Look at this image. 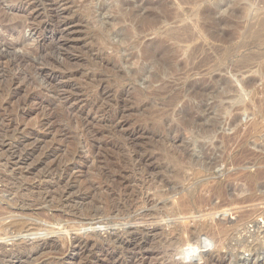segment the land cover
<instances>
[{
	"label": "rangeland",
	"instance_id": "1",
	"mask_svg": "<svg viewBox=\"0 0 264 264\" xmlns=\"http://www.w3.org/2000/svg\"><path fill=\"white\" fill-rule=\"evenodd\" d=\"M118 1L120 0H31V7L24 10L20 4L22 0H0V63L3 62L2 68L0 67V158L5 156V160H0V177L3 169L1 165L10 159L12 162L8 161L13 164L6 175L14 177L12 182H15H0V226L4 221L8 223L24 218L29 222V231L34 236L61 242L63 248L60 250L48 248L35 254L32 259L35 264L50 261L55 256L59 257V254H73L71 258L74 263L83 264V256L65 247L66 238L71 237L68 229L70 226L66 222L69 217L63 210L50 206L52 199L58 198V194L64 190L67 192L69 184L75 181L79 182L76 186L92 187L87 196L76 202V210L83 207L84 211H88L89 208L96 210L95 208L100 207L105 208L106 212L107 208L123 206L122 212L127 217L120 216L121 220L117 223L126 220L120 222L121 226L135 224L137 218L139 220L137 219L136 225L139 223V226L140 223L141 226L151 222L154 225L160 223V229L154 232L155 236L152 234L153 236L143 239L146 249L153 250L156 255L151 264H211L210 257L215 258L213 264H255L251 258L249 263L244 258L251 254V250L253 254L255 251L258 254L264 252V130H252V123L260 116V99H263V96H259L262 95L259 91L263 88L261 68L264 62V1L262 4V0H165L168 19H161L151 27L142 22L141 16L129 21L126 8H122ZM153 1L157 3L160 0ZM210 10L213 11L212 17L219 20L221 25V32L214 34L213 39L210 35L212 32L209 31L212 26L207 22ZM67 19L74 21V24L68 27L69 30L65 33L68 37L63 40L58 29L64 28L63 25L69 22ZM223 19L229 22L225 23ZM177 35L181 37L180 40ZM171 37H178L180 42ZM162 40L169 47L178 45L180 55L176 60L178 62L175 61L178 63L175 64L177 68L181 67L184 71L197 68L191 72H184L180 68V74L182 71V74L188 72V76L183 75L184 78L174 76L172 72L154 78L156 71L144 60V54L148 48ZM54 74V81H48L47 77ZM63 74L73 76L63 79ZM223 80L230 83L231 89L229 99L224 100L227 109L214 113L220 123L217 129L212 135L210 133L204 137L195 135L197 132H192V128L186 131V127H183L185 114L182 110L184 103L189 100V93L186 92H192L196 83L201 85L202 82L220 83L217 87L224 88ZM63 83L69 84L66 88L69 92L63 89ZM78 96L86 101L85 106L66 100L67 97H75V100ZM28 97L33 100L26 107H30L29 112L24 115L21 109L25 108L24 101ZM113 100L118 101L116 103ZM40 102L43 103L42 106L39 105ZM97 103L100 107L93 110L92 105L97 106ZM117 110L119 113L116 116ZM114 118L119 121L114 123ZM117 123L121 124V128L117 127ZM6 142L12 144L15 150L6 145L4 147L3 143ZM11 151L16 152L15 161ZM17 159H20L19 162ZM47 170H52V174H48ZM12 185L16 186L15 189L20 185L25 190H18L21 194L19 196L17 191L12 193L9 190ZM27 188H33L35 193L27 191ZM72 191L75 193L78 189ZM38 193L47 198L49 205L44 204L43 208L35 200L39 199ZM149 195L154 197H150L154 204L151 202L147 208L151 215L146 218L148 221L139 216L145 211L143 208L137 209L139 211L136 210L133 214L125 212L132 201ZM17 198H23L22 203L18 202L17 205ZM196 200L198 203H195ZM187 202L189 204L186 206L184 203ZM198 206L202 212L198 211ZM4 215L8 220H5ZM106 216L104 214L101 216L103 219H99L112 229L114 220L112 222L109 218L105 219ZM99 219L93 223L100 221ZM78 221L83 224L89 222L86 233L90 234L89 237H97L93 232L94 228L91 231L89 226L95 227L92 221L84 217ZM202 221L206 224L215 221V225L211 223L212 227L207 229L202 226V223L205 224ZM11 235L0 236V241L8 244L17 242L18 246L22 237L27 234L23 232ZM123 248L114 244L111 247L112 251L118 256L120 254L119 257L123 255L125 259L128 255ZM18 249L15 248V255H19ZM181 251L185 252L183 256ZM261 254L259 256L263 255ZM181 259L184 260L183 263ZM263 260L259 264H264Z\"/></svg>",
	"mask_w": 264,
	"mask_h": 264
},
{
	"label": "bare ground",
	"instance_id": "2",
	"mask_svg": "<svg viewBox=\"0 0 264 264\" xmlns=\"http://www.w3.org/2000/svg\"><path fill=\"white\" fill-rule=\"evenodd\" d=\"M44 1V0H43ZM52 1V0H51ZM61 1V0H60ZM70 1V0H69ZM263 1L264 0H262V4H263ZM31 0L29 1V0H26V1H23L22 0V2L20 3L21 4V8H23L24 10L27 8V7H31ZM41 2V1H40ZM55 2V1H54ZM57 2V1H56ZM55 2V3H56ZM65 1H62V3H64ZM118 4H120L121 5V7L122 8H126V10H127V13H126V17H128V20L129 21H133V20H136V19H138L140 16H141V20H142V22L144 23V24H146L147 25V27H151L152 25H154L155 23H157V22H159L161 19H168V15H167V3H166V1L165 0H160L159 2H157V3H154V1L153 0H120V1H118ZM44 5V4H43ZM33 6V5H32ZM61 6H63V7H65L66 6V4H61ZM69 7V6H68ZM55 9V8H54ZM61 9V8H60ZM264 9V8H263ZM66 10V9H65ZM61 11V10H60ZM264 11V10H263ZM158 14H157V13ZM207 12H208V10H207ZM61 13V12H60ZM210 15L208 14V16H207V22L208 23H210V25L213 27H211L212 28V30H210L209 29V31H211L210 33V35H211V38L213 39V37L215 38V36H214V34H216V33H218V32H221V25L219 24V20H216L214 17H212V13H213V11H211L210 10ZM64 14V13H63ZM37 15V14H36ZM155 15L157 16V17H155ZM170 15V14H169ZM27 16V15H26ZM52 16V15H51ZM55 17V16H54ZM64 17V16H63ZM153 17H154V19H153ZM58 18V17H57ZM60 18V17H59ZM66 18H68V17H66ZM65 18V19H66ZM109 18V17H108ZM53 19V18H52ZM26 20V19H25ZM68 20V19H67ZM223 20H225L226 22L225 23H227V22H229L227 19H223ZM41 21V20H40ZM42 21H44V20H42ZM46 21V20H45ZM53 21V20H52ZM65 20H63V22H64ZM69 22H66L64 25H63V29L62 30H60V29H58V32H59V36L61 37V38H63V40H64V38H66V37H68V36H66L65 35V33H66V31H68L69 29H68V27L69 26H71V25H73L74 24V21H71V20H68ZM222 21V20H221ZM220 21V22H221ZM60 22V21H59ZM58 23V22H57ZM107 23H109V22H107ZM42 24V23H41ZM52 25V24H51ZM262 25H263V31H264V13H263V20H262ZM25 26V25H24ZM58 26V25H57ZM109 26V25H108ZM108 26H106L107 28H108ZM38 27V26H37ZM32 28V27H31ZM56 28V27H55ZM30 29V28H29ZM34 31H36V30H34ZM38 32V31H37ZM44 32V31H43ZM42 32V33H43ZM219 34V33H218ZM175 36V35H174ZM178 36V35H177ZM179 37V36H178ZM178 37L177 38H172V39H175V40H178ZM189 37V36H188ZM180 38L181 37H179V40H180ZM183 39V38H182ZM193 39V38H192ZM62 40V41H63ZM178 40V41H179ZM66 41V40H65ZM173 41V40H172ZM186 41V40H185ZM187 41H189V40H187ZM186 41V42H187ZM196 41V40H195ZM71 42V41H70ZM180 42V41H179ZM178 42V43H179ZM191 42V41H190ZM175 43V42H174ZM185 43V42H184ZM76 44V43H75ZM62 45V44H61ZM176 44H174L173 45V47L171 46V47H169V46H167L166 45V42L164 41V40H162V41H159V42H157L156 44H154L153 45V47H150V48H148V50L146 51V53L144 54V60L146 61V62H148L149 64H151L152 66H153V68L155 69V71H156V74H155V76H154V78H158L159 77V75H165V74H167V73H170V72H172L173 74H174V76H177V77H182V78H184L183 77V75H185V77L186 76H188V72H186V73H184V74H182V72L184 71L181 67V69L183 70L182 72H181V74L179 73V70H181L179 67L177 68V65H175V64H178V63H175V61L177 60V57H178V55H180L179 54V48H177V46L176 47H174ZM60 46V45H59ZM200 46V45H199ZM197 47V46H196ZM60 48V47H59ZM114 48V47H113ZM198 48V47H197ZM201 48V47H200ZM205 48V47H204ZM181 49V48H180ZM196 49V48H195ZM192 50V49H191ZM198 50V49H197ZM196 50V51H197ZM264 50V49H263ZM42 51V50H41ZM195 51V52H196ZM201 51V50H200ZM207 51V50H206ZM194 52V51H193ZM189 53V52H188ZM191 53H192V51H191ZM191 53H190V55H191ZM193 54V53H192ZM206 54V53H205ZM189 55V54H188ZM195 55V54H194ZM264 55V54H263ZM1 57H2V52L0 51V59H1ZM43 58H44V56H42ZM50 57V56H49ZM189 57V56H188ZM190 57H192V56H190ZM195 57V56H194ZM100 58V57H99ZM102 58V57H101ZM193 58V57H192ZM4 59V58H3ZM195 59H197V56L195 57ZM202 59H204V57L202 58ZM5 60H7V59H5ZM10 60V59H9ZM65 60V59H64ZM188 60H189V58H188ZM188 60H186L187 62H188ZM191 60V59H190ZM189 60V61H190ZM193 60H194V58H193ZM264 60V59H263ZM44 61V60H43ZM46 61V60H45ZM185 61V60H184ZM8 62V61H7ZM10 62V61H9ZM14 62V61H13ZM61 62V61H60ZM176 62H178V61H176ZM190 62H192V61H190ZM189 62V63H190ZM200 62V61H199ZM40 63H42V62H40ZM50 63V62H49ZM58 63V62H57ZM184 63V62H183ZM194 63V62H193ZM2 64H3V62H2ZM1 63H0V67L2 68V65ZM51 64V63H50ZM186 64V63H185ZM185 64L183 65V66H185ZM200 64V63H199ZM198 64V65H199ZM4 65H5V63H4ZM7 65V64H6ZM54 65V64H53ZM52 65V66H53ZM190 65H192V63L190 64ZM15 66H17V65H15ZM175 66H176V68L178 69H176L175 68ZM194 66V65H193ZM192 66V67H193ZM201 66H202V64H201ZM187 67H188V65H187ZM191 67V68H192ZM57 68V67H56ZM186 68V67H185ZM189 68V67H188ZM194 68H197V67H194ZM194 68L192 69V70H194ZM200 68V67H199ZM70 70H71V68H69ZM147 69V68H146ZM190 69V68H189ZM189 69H186L185 71H189ZM261 69H263V78H262V82H263V88L259 91V92H262L261 94L262 95H260L259 94V96H263L262 98L263 99H260L261 101H262V105H261V110L259 109V111H260V116H258L256 119H257V121H255L254 123H252L253 124V126H252V130L255 132V131H258V129H262V130H264V62H263V68H261ZM62 70V69H61ZM60 70V71H61ZM68 70V69H67ZM192 70H190L189 72H191ZM198 70V69H197ZM56 71V70H55ZM141 71V70H140ZM184 71V72H185ZM41 72V71H40ZM144 72V71H143ZM194 72V71H193ZM261 72V73H262ZM53 73H55V72H53ZM66 73V72H65ZM140 73V72H139ZM58 74V73H57ZM84 74V73H83ZM190 74V73H189ZM75 75V74H74ZM86 75V74H85ZM84 75V76H85ZM262 75V74H261ZM260 75V76H261ZM13 76H14V74H13ZM54 76H55V74L54 75H52L51 77H47L48 78V81H50V80H52V81H54ZM61 76V75H60ZM71 76H73V75H65V74H63L62 75V77H63V79H68L69 77H71ZM83 76V75H82ZM62 77H61V79H62ZM51 78V79H50ZM188 78V77H187ZM14 79V78H13ZM18 79V78H17ZM60 79V78H59ZM177 79V78H176ZM181 79V78H180ZM12 80V79H11ZM91 80V79H90ZM178 80H179V78H178ZM182 80V79H181ZM184 80V79H183ZM211 80H213V79H211ZM259 80V79H258ZM14 81V80H13ZM66 81V80H65ZM93 81H94V79H93ZM214 81H216V80H214ZM219 81V80H218ZM18 82V81H17ZM51 82V81H50ZM74 82V81H73ZM85 82V81H84ZM261 82V81H260ZM78 83V82H77ZM203 83V82H202ZM202 83H200L201 85H197V83H196V86L194 87V90L192 89V92H186V94L187 93H189V95L187 94V96H189V97H187V98H189V100H187L188 102L185 104L184 103V106H183V113L185 114L184 115V118L185 119H183L184 121V125H183V127L185 128L186 127V131H187V129H190V128H192L191 129V131L193 132L194 130L197 132V134H195V135H200V136H206V135H208V134H210L211 133V135H212V133L217 129V127H218V125L220 124L219 123V119L217 118V117H214V113L215 112H224V110H226L227 108L225 107V105H224V100L225 99H229V93H230V89H231V85H230V83H227L226 82V80H223L222 81V84H225L224 86V88H222V87H220V88H222V89H220V88H218L217 86H219V84L220 83H217V84H215L216 82H212L213 84H211V82L209 83V82H205L204 84H202ZM251 83V82H250ZM253 83V82H252ZM15 84V83H14ZM57 84V83H56ZM64 85H63V89H65L66 91H67V89L66 88H68V86H69V84H67V83H63ZM80 84V83H79ZM87 84V83H86ZM215 84V85H214ZM22 85V84H21ZM61 85V84H60ZM96 85V84H95ZM98 85V84H97ZM102 85V84H101ZM249 85V84H248ZM15 87L17 86V84H15L14 85ZM99 86H100V84H99ZM98 86V87H99ZM194 85L192 84L191 85V87H193ZM250 86V85H249ZM253 86H255L254 84H253ZM14 87V88H15ZM18 87V86H17ZM52 87V86H51ZM50 87V88H51ZM77 87V86H76ZM43 88H45V87H43ZM47 88V87H46ZM248 88V87H247ZM190 89V88H189ZM224 89V90H223ZM256 89V88H255ZM65 90H62V91H65ZM223 90V91H222ZM47 91V90H46ZM57 91V90H56ZM60 91V90H59ZM65 91V92H66ZM71 91V90H70ZM123 91V90H122ZM48 92H50V91H48ZM55 92V91H54ZM67 92H69V91H67ZM105 92H107V91H105ZM112 92V91H111ZM115 92V91H114ZM184 92V91H183ZM257 92V91H256ZM258 92V93H259ZM58 93V92H57ZM60 93V92H59ZM58 93V94H59ZM63 93V92H62ZM84 93V92H83ZM104 93V92H103ZM102 93V94H103ZM69 94V93H68ZM90 94V93H89ZM88 94V95H89ZM98 94V93H97ZM120 94V93H119ZM255 94V93H254ZM253 94V95H254ZM63 95V94H62ZM73 95V94H72ZM71 95V96H72ZM87 95V94H86ZM104 96H106V94L104 93L103 94ZM252 95V94H251ZM252 95V96H253ZM29 96V95H28ZM48 96V95H47ZM70 96V97H71ZM80 96V95H79ZM78 96V98L77 99H75L74 100V98H70V97H67L66 98V100H68L70 103L71 102H74L75 103V101H76V104L78 103V106H85L84 104L86 103V101L85 100H82V96L81 97H79ZM85 96V95H84ZM98 96H99V94H98ZM102 96V95H101ZM184 96V95H183ZM186 96V95H185ZM59 97V96H58ZM77 97V96H76ZM87 97V96H86ZM108 97V96H107ZM256 97V96H255ZM65 98V97H64ZM96 98V97H95ZM102 98V97H101ZM131 98V97H130ZM181 98V97H180ZM261 98V97H260ZM60 99H61V97H60ZM86 99V98H85ZM112 99H114V98H112ZM254 99V98H253ZM32 100H33V98L32 97H28V98H26L25 99V101H24V106H25V108L22 110L21 109V111H24V115H26L28 112H29V110L28 109H30V107L29 108H26V107H28V105H30L31 103H32ZM56 100V99H55ZM62 101V100H61ZM114 101V100H113ZM118 101V100H117ZM117 101L115 100L114 102H116L117 103ZM127 101H129V100H127ZM253 101V100H252ZM259 101V100H258ZM10 102V101H9ZM90 102H92V101H90ZM98 102V101H97ZM209 102H212V103H209ZM255 102H256V100H255ZM254 102V103H255ZM92 103H96L95 101H93ZM104 104H105V102H103ZM102 103V104H103ZM106 103H107V101H106ZM109 103V102H108ZM125 103H127V102H125ZM253 103V102H252ZM88 104V103H87ZM115 104V103H114ZM122 104V103H121ZM250 104V103H249ZM23 105V104H22ZM39 105H43V103L42 102H40L39 103ZM224 105V106H223ZM257 105V104H256ZM9 106V105H8ZM75 106V105H74ZM89 106V105H88ZM99 106V103H97V106L96 105H92V109L93 110H96V108ZM115 106V105H114ZM114 106H112V108L114 107ZM116 106H118V105H116ZM228 106V105H227ZM250 106V105H249ZM100 107V106H99ZM105 107V106H104ZM103 107V108H104ZM108 106H106L105 108H107ZM109 107H110V105H109ZM129 107V106H128ZM131 107V106H130ZM243 107V106H242ZM256 107V106H255ZM254 107V108H255ZM7 108V107H6ZM21 108V107H20ZM42 108V107H41ZM76 108V107H75ZM88 108V107H87ZM117 108V107H116ZM119 108V107H118ZM122 108V107H121ZM249 107H247V109H248ZM5 109V108H4ZM18 109V108H17ZM43 109V108H42ZM48 109V108H47ZM82 109V108H81ZM113 109H115V107L113 108ZM123 109V108H122ZM126 109V108H125ZM53 110V109H52ZM69 110H71V109H69ZM78 110V109H77ZM88 110V109H87ZM98 110V109H97ZM124 110V109H123ZM127 110V109H126ZM125 110V111H126ZM129 110V109H128ZM181 110V111H182ZM241 110H243V109H241ZM246 110V109H245ZM48 111V110H47ZM80 111V110H79ZM91 111V110H90ZM89 111V112H90ZM100 111H102L101 109H100ZM108 111V110H107ZM125 111H123V113L125 112ZM253 111H255V110H253ZM19 112V111H18ZM27 112V113H26ZM68 112V111H67ZM250 112V111H249ZM248 112V113H249ZM251 112H252V110H251ZM5 113V112H4ZM118 113H119V110H117L116 111V116L118 115ZM120 113H121V110H120ZM1 114V113H0ZM9 114V113H8ZM11 114H13V113H11ZM48 114V113H47ZM95 114V113H94ZM107 114V113H106ZM68 115H69V113H68ZM75 115V114H74ZM92 115V114H91ZM125 115V114H124ZM180 115V114H179ZM1 116V115H0ZM48 116V115H47ZM87 116V115H86ZM110 116V115H109ZM121 116V115H120ZM257 116V115H256ZM45 117V116H44ZM49 117V116H48ZM97 117V116H96ZM103 117V116H102ZM101 117V118H102ZM51 118H52V115H51ZM94 118H95V115H94ZM104 118V117H103ZM116 118H118V117H116ZM116 118H114L115 120L113 121V119H112V121L115 123V121H119V120H117ZM119 118H121V117H119ZM125 118V117H124ZM258 118H260V119H258ZM14 119V118H13ZM43 119H46V118H43ZM76 119V118H75ZM89 119V118H88ZM93 119V118H92ZM96 119V118H95ZM122 119V118H121ZM16 120V119H15ZM78 120V119H77ZM79 120H80V118H79ZM84 120V119H83ZM82 120V121H83ZM100 120V119H99ZM111 120V119H110ZM109 120V121H110ZM2 121V120H1ZM0 121V122H1ZM4 121V120H3ZM10 121V120H9ZM39 121V120H38ZM122 121V120H121ZM233 121V120H232ZM235 121H237L236 119H235ZM41 122V121H40ZM49 122V121H48ZM52 122V121H51ZM84 122H85V120H84ZM87 122V121H86ZM102 122V121H101ZM105 122H106V120H105ZM253 122V121H252ZM3 123V122H2ZM19 123V122H18ZM44 123V122H43ZM90 122L88 121V124H89ZM92 123V122H91ZM20 124V123H19ZM52 124V123H51ZM86 124V123H85ZM88 124L86 125V126H88ZM98 124V123H97ZM113 124V123H112ZM180 124V123H179ZM183 124V123H182ZM40 125H41V123H40ZM79 125V124H78ZM84 125V124H83ZM115 125V124H114ZM250 125V124H249ZM4 126V125H3ZM9 126H11V124L9 125ZM49 126H50V124H49ZM139 126V125H138ZM5 127H7V126H4V128ZM18 127H20V126H18ZM50 127H52V125L50 126ZM95 127V126H94ZM98 127V126H97ZM105 127V126H104ZM104 127H102V128H104ZM106 127H108V126H106ZM117 127L118 128H121V124H119V123H117ZM135 127V126H134ZM250 127V126H249ZM8 128V127H7ZM25 128V127H24ZM81 128V127H80ZM108 128H110V127H108ZM107 128V129H108ZM123 128V127H122ZM129 128V127H128ZM180 128V127H179ZM248 128V127H247ZM39 129V128H38ZM53 129V128H52ZM83 129V128H82ZM101 129V128H100ZM116 129V128H115ZM114 129V130H115ZM177 129V128H176ZM246 129V128H245ZM250 129H251V127H250ZM15 130H18L17 128L15 129ZM15 130H14V132H15ZM88 130V129H87ZM86 130V131H87ZM113 130V131H114ZM122 130V129H121ZM124 130V129H123ZM241 130V129H240ZM7 131V130H6ZM90 131V130H89ZM88 131V132H89ZM107 131V130H106ZM112 131V132H113ZM175 131H177V130H175ZM194 131V132H195ZM18 132V131H17ZM19 132H20V130H19ZM80 132H82V130L80 131ZM195 132V133H196ZM15 133H13V135H14ZM17 134V133H16ZM87 134V133H86ZM108 134V133H107ZM144 134V133H143ZM255 134V133H254ZM259 134V133H258ZM6 135V134H5ZM139 135V134H138ZM106 136H108V135H106ZM113 136V135H112ZM12 137V136H11ZM14 137V136H13ZM110 137V136H109ZM139 137V136H138ZM18 138V137H17ZM24 138V137H23ZM140 138H142V134H141V137ZM15 139V138H14ZM129 139V138H128ZM201 139V138H200ZM8 140V139H7ZM93 140V139H92ZM113 140V139H112ZM116 140V139H115ZM2 141H4V139L2 140ZM23 141V140H22ZM102 141H104V140H102ZM119 141V140H118ZM121 141V140H120ZM229 141V140H228ZM16 142V141H15ZM20 142V141H19ZM131 142V141H130ZM7 143V142H6ZM6 143H3V145H4V147H5V145L7 146V147H10V149L11 150H13L14 148H13V145L12 144H6ZM12 143V142H11ZM17 143H18V141H17ZM121 143V142H120ZM138 143V142H137ZM188 143V142H187ZM2 144V143H1ZM14 144V143H13ZM127 144V143H126ZM130 144V143H129ZM104 145V144H103ZM1 146V145H0ZM99 146V145H98ZM100 147V146H99ZM186 147V146H185ZM191 147V146H190ZM93 148V147H92ZM3 149V148H2ZM9 149V150H10ZM17 149V148H16ZM186 149V148H185ZM191 149V148H190ZM204 149V146L202 145V150ZM15 150V149H14ZM18 150V149H17ZM92 150V149H91ZM5 151V150H4ZM12 152V153H11ZM10 153H11V156H12V158L15 156V153L16 152H13V151H11ZM4 153L5 152H3V156H4ZM89 153H91V152H89ZM0 154H2V153H0ZM6 155V154H5ZM17 155V154H16ZM257 155V154H256ZM261 155V154H260ZM1 156V155H0ZM6 156H8V155H6ZM206 156H208V155H206ZM205 156V157H206ZM209 156H211V155H209ZM2 157V156H1ZM16 157V156H15ZM15 157L13 158V161H15L14 159H15ZM255 157V156H254ZM260 157V156H259ZM9 158V157H8ZM7 158V159H8ZM19 158V157H18ZM74 158V157H73ZM186 158V157H185ZM263 158V157H262ZM137 159V158H136ZM205 159H207V157L205 158ZM0 160H5V156L3 157V159H1L0 158ZM8 160H10V159H8ZM7 160V162H4V164H2L1 165V167L3 168L2 169V173H1V177H0V182L2 181L3 182V184L5 183H7V184H9V182H12V180H14L13 178H11L10 176L8 177V175H6V172L8 171V169H10V166H11V164H13V163H10L9 161ZM18 160H20V159H17V161ZM252 160H253V158H252ZM256 160V159H255ZM11 161V160H10ZM17 161L15 162L16 164H17ZM12 162V161H11ZM19 162V161H18ZM205 162V161H204ZM256 163V162H255ZM73 164V163H72ZM75 164V163H74ZM127 164V163H126ZM262 164V163H261ZM110 165V164H109ZM112 165V164H111ZM114 165V164H113ZM141 165V164H140ZM65 166H67V165H65ZM120 166V165H119ZM195 166V165H194ZM264 166V165H263ZM61 167V166H60ZM59 167V168H60ZM63 167V166H62ZM61 167V168H62ZM96 167V166H95ZM129 167V166H128ZM146 167V166H145ZM191 167V166H190ZM58 168V169H59ZM64 168H66V167H64ZM109 168V167H108ZM114 168V167H113ZM127 168V167H126ZM139 168H142V167H139ZM197 168V167H196ZM110 169V168H109ZM147 169V168H146ZM193 169V168H192ZM61 170V169H60ZM66 170V169H65ZM124 170H125V168H124ZM127 170H129V169H127ZM126 170V171H127ZM131 170V169H130ZM138 170V169H137ZM206 170V169H205ZM10 171V170H9ZM48 171V170H47ZM61 171H63V169L61 170ZM108 171V170H107ZM114 171V170H113ZM264 171V170H263ZM49 173L48 174H52L51 172H52V170H49L48 171ZM120 172V171H119ZM147 172V171H146ZM47 173V172H46ZM54 173V172H53ZM58 173V172H57ZM60 173H62V172H60ZM59 173V174H60ZM64 173H65V171H64ZM108 173V172H107ZM260 173V172H259ZM262 173V172H261ZM8 174V173H7ZM120 174V173H119ZM138 174V173H137ZM187 174H188V172H187ZM15 175V174H14ZM13 175V176H14ZM47 175V174H46ZM45 175V176H46ZM54 175V174H53ZM58 175V174H57ZM65 175H66V173H65ZM104 175V174H103ZM113 175V174H112ZM142 175V174H141ZM259 175V174H258ZM261 175V174H260ZM262 175H263V173H262ZM44 176V175H43ZM50 176V175H49ZM72 176V175H71ZM48 177V176H47ZM60 177H61V175H60ZM65 177V176H64ZM120 177V176H119ZM133 177V176H132ZM46 178V177H45ZM96 178V177H95ZM98 178V177H97ZM103 178V177H102ZM137 178H138V176H137ZM143 178H144V176H143ZM74 179V178H73ZM107 179V178H106ZM136 179V178H135ZM147 179V178H146ZM257 179V178H256ZM18 180V179H17ZM43 180V179H42ZM97 180V179H96ZM112 180V179H111ZM145 180V179H144ZM153 180V179H152ZM187 180V179H186ZM41 181V180H40ZM94 181V180H93ZM105 181V180H104ZM118 181V180H117ZM132 181V180H131ZM135 181V180H134ZM146 181V180H145ZM148 181V180H147ZM146 181V182H147ZM188 181V180H187ZM256 181V180H255ZM78 182V181H77ZM90 182V181H89ZM88 182V183H89ZM115 182V181H114ZM129 182V181H128ZM12 183H14L15 184V182L13 181ZM43 183V182H42ZM58 183V182H57ZM79 183V182H78ZM78 183H76L75 181L73 182V183H70L69 184V189L67 190V192H65V190L63 191V192H61V194H58L59 195V197L58 198H54V199H52V201H54V202H52L51 201V204H50V206L52 207V208H57V209H61V210H63L62 212H64L66 215H67V217H69V219H67L66 220V222L69 224L68 226H70L68 229H69V232H70V236L71 237H67L66 238V243H65V247L67 248V250H72V251H74V253H77L78 255H81V256H83V258H84V260H82L83 261V264H151L150 262H151V260H153L154 258V256H156L155 255V252L153 251V250H148V249H146L147 247H146V244L143 242V239L144 238H146L147 236L149 237L150 235H154V232H156L157 230H159L158 229V226H159V222H157V223H159L158 225L156 224V225H154V224H152V222L150 223V224H146V225H142L141 226V223H140V226H139V223H137L138 225H136V221H137V219L139 220V218H137V216H136V214H135V216H136V221H135V219H134V223L135 224H127V222H126V224L127 225H125V226H121V224H120V222H125L124 221V219L122 220V221H120L119 223H117V221L120 219V216H122V218L124 217V216H126V215H124V212H122V207L120 208V207H117V206H115V207H111L110 209H108L107 208V210L108 211H104V210H106L105 208L103 209V208H95L96 210H94V208L92 207V209H90L89 208V210L87 211V210H83L82 208H78L77 210H76V208H77V204H76V202L77 201H79V200H81V199H83V197H85V196H87L88 195V193H89V191L92 189V187H89V186H91V185H89V186H81L80 185V187L79 186H76V184H78ZM86 183V182H85ZM105 183H107V182H105ZM121 183V182H120ZM148 183V182H147ZM151 183V182H150ZM20 184V183H19ZM59 184V183H58ZM83 184V183H82ZM141 184V183H140ZM144 184H146V183H144ZM18 185V184H17ZM42 185V184H41ZM79 185V184H78ZM85 185V184H84ZM99 185H101V183L99 184ZM122 185V184H121ZM135 185V184H134ZM13 186V185H12ZM11 186V187H12ZM20 186V185H19ZM18 186V188H14V187H16L15 185L11 188V189H9L12 193L15 191H17L18 192V190H22V189H24V187H19ZM57 186V185H56ZM107 186V185H106ZM137 186H139V185H137ZM147 186H148V184H147ZM150 186V185H149ZM68 186H66V188H67ZM79 187V188H78ZM124 187H126V186H124ZM128 187V186H127ZM130 187V186H129ZM145 187V186H144ZM6 188H7V186H6ZM59 188H61V187H59ZM75 188H77L78 189V191L77 192H75V193H73V191L72 190H74ZM122 188V187H121ZM150 188H152V187H150ZM101 189V188H100ZM109 189V188H108ZM120 189V188H119ZM128 189V188H127ZM25 190V189H24ZM28 190H30L32 193H35L34 192V190H33V188H27V191ZM60 190V189H59ZM115 190H116V187H115ZM145 190V189H144ZM119 191V190H118ZM125 191H126V189H125ZM128 191V190H127ZM141 191V190H140ZM72 192V193H71ZM94 192V191H93ZM117 192V191H116ZM136 192V191H135ZM6 193H9L8 191L6 192ZM19 193V192H18ZM31 193V194H32ZM57 193H59V192H57ZM127 193V192H126ZM125 193V194H126ZM15 194V193H14ZM13 194V195H14ZM134 194V193H133ZM143 194H144V191H143ZM12 195V196H13ZM18 195V194H17ZM21 194L19 193V196H20ZM26 195H28V193L26 194ZM33 195V194H32ZM128 195V194H127ZM148 195V194H147ZM150 195H152V194H150ZM143 196L142 198H138L136 201H132V203L131 204H129V206L128 207H124L125 208V212L127 213L128 212V214H133V213H136V210L137 209H142V210H145L144 212H142V213H140L139 214V216L141 217V218H143V220L144 219H146V218H149L151 215H150V213H149V210H147V208H148V206H150V203L152 202L153 203V200L151 199V198H154V197H152V196ZM155 195V194H154ZM15 196V195H14ZM18 196V197H19ZM38 196H39V199H35V200H38V202H40L39 204L40 205H43V208H44V204L45 205H47L49 202L47 201V198L46 197H44L43 196V194L42 193H38ZM38 196H37V198H38ZM122 196V194L120 195V197ZM124 196V195H123ZM126 196V195H125ZM22 197V196H21ZM27 198H28V196H26ZM33 197V196H32ZM130 197H131V195H130ZM151 197V198H150ZM155 197H156V195H155ZM128 198H129V196H128ZM200 198V197H199ZM19 198H17V200H18ZM23 199V198H22ZM22 199H19L18 201H17V205H18V202H21L22 203ZM25 199V198H24ZM30 199V198H29ZM57 199V201L55 202V200ZM113 199V198H112ZM116 199V198H115ZM118 199H119V197H118ZM121 199H123V198H120V200ZM25 200H28V199H25ZM25 200H23V204H24V201ZM32 200V199H31ZM34 200V201H35ZM127 200H129V199H127ZM126 200V201H127ZM132 200H134L133 198H132ZM199 200V199H198ZM14 201H16V200H14ZM29 201V200H28ZM114 201H116V200H114ZM118 201V200H117ZM123 201V200H122ZM129 201H131V199L129 200ZM155 201V200H154ZM194 201V200H193ZM192 201V202H193ZM201 202H203L202 200H200ZM199 201V203H201ZM205 201V200H204ZM31 202V201H30ZM80 202V201H79ZM119 202V201H118ZM128 202V201H127ZM166 202V201H165ZM15 203V202H14ZM37 203V202H36ZM116 204H117V202H115ZM120 203V202H119ZM130 203V202H129ZM162 203V202H161ZM195 203H198L197 202V200H196V202ZM16 204V203H15ZM14 204V206H17V205H15ZM74 204V205H73ZM112 204V203H111ZM115 204V205H116ZM123 204H125V203H123ZM154 204V203H153ZM152 204V205H153ZM163 204H165V203H163ZM185 205L187 204H189L188 202L187 203H184ZM190 204H192V203H190ZM202 204V203H201ZM200 204V205H201ZM203 204H204V202H203ZM9 205V204H8ZM27 205H28V203H27ZM38 205V204H37ZM49 205V204H48ZM186 205V206H187ZM195 205H197V204H195ZM20 206H21V204H20ZM23 206V205H22ZM30 206V205H29ZM114 206V205H113ZM120 206V205H119ZM154 206V205H153ZM156 206V205H155ZM46 207V206H45ZM48 207V206H47ZM50 207V208H51ZM76 207V208H75ZM109 207V206H108ZM152 207V206H151ZM189 207V206H188ZM187 207V208H188ZM193 207V206H192ZM195 207V206H194ZM193 207V208H194ZM199 207V206H198ZM186 208V207H185ZM184 208V209H185ZM192 208V209H193ZM197 208V207H196ZM200 208V209H199ZM198 208V211L199 210H201V207H199ZM10 209V208H9ZM8 209V210H9ZM150 210H151V208H149ZM190 209H191V207H190ZM191 209V210H192ZM1 210V209H0ZM7 210V211H8ZM50 210V209H49ZM189 210V209H188ZM187 210V211H188ZM124 211V210H123ZM137 211H139V210H137ZM185 211V210H184ZM198 211H197V213H198ZM3 212V211H2ZM192 212H193V210H192ZM201 212H202V210H201ZM200 212V213H201ZM245 212V211H244ZM6 214L7 213H11V212H5ZM125 213V214H126ZM199 213V214H200ZM241 213V212H240ZM5 214V215H6ZM79 214H80V216H79ZM104 214L105 215H107L106 217H104L105 219L106 218H109V220H111L112 222H113V220H114V226H113V228L112 229H109L107 226H106V222L104 223L103 222V220L101 221L99 218L101 217V216H104ZM237 214V213H236ZM243 214H245L246 215V213H243ZM4 215V216H5ZM194 215H195V213H194ZM202 215V214H201ZM206 215V214H205ZM235 215V214H234ZM238 215V214H237ZM3 216V215H2ZM9 216V215H8ZM138 216V217H139ZM207 216V215H206ZM232 216V215H231ZM249 216V215H248ZM247 216V217H248ZM6 217L7 216H5V220H8V219H6ZM20 217H22V216H20ZM86 218V220H90V221H92L91 223H93L94 221H96V220H100V221H98V222H96V223H93V224H95V227L93 226V225H89L90 227H91V231L93 230V228H94V230L95 231H93V232H95L96 234H95V236H97V237H92V235L90 236V237H92V238H90L89 237V235L86 233V227H88L87 226V223H89V222H85L86 224H83V222L81 221H78L77 222V220H82V218ZM127 217V216H126ZM210 217V216H209ZM233 217V216H232ZM244 217H246V216H244ZM66 218V217H65ZM132 218V217H131ZM153 218V217H152ZM155 218V217H154ZM157 218V217H156ZM211 218V217H210ZM238 218V217H237ZM237 218H235V219H237ZM101 219H103V217H101ZM130 219V218H129ZM151 219V218H150ZM149 219V220H150ZM193 219H196V218H193ZM234 219V218H233ZM245 219V218H244ZM121 220V219H120ZM127 220H128V218H127ZM147 220V219H146ZM153 220V219H152ZM157 220V219H156ZM240 220V219H239ZM242 220V219H241ZM2 221H3V219H2ZM63 221V220H62ZM133 221V220H132ZM148 221V220H147ZM154 221V220H153ZM212 221V220H211ZM232 221V220H231ZM237 221V220H236ZM6 221H4V224L3 225H1L0 226V229H1V234H0V236H8V235H10V236H12L11 234H15V233H23V232H26V234L27 235H25L24 237H22V239L20 240V242H19V245L17 246L16 244H18L17 242H16V244H8L6 241H0V264H35L34 262H33V257H34V255L35 254H37V253H39V252H43V250H47L48 248H51V250L52 249H57V250H60L61 248H63V246L61 245V242L59 243L58 241H48V240H46L44 237H37V236H34L29 230V226H30V224H29V222L28 221H25L24 220V218H19V220H15V221H10V222H8V223H5ZM58 222V221H57ZM111 222V223H112ZM131 222V221H130ZM138 222H140V221H138ZM142 222V221H141ZM195 222H197V224H198V221H196L195 220ZM202 222H204L205 223V221H202ZM206 222H208V221H206ZM242 222H243V220H242ZM251 222V221H250ZM263 222V221H262ZM1 224H2V222H0ZM129 223V222H128ZM146 223V222H145ZM153 223H155V221L153 222ZM200 223H201V221H200ZM211 223H213L214 225H215V221L214 222H208L207 224L205 223L204 225H203V223H202V226H204V227H209V229L212 227V225H211ZM252 223V222H251ZM55 224V223H54ZM60 223H57V225H59ZM64 224V223H63ZM125 224V223H124ZM143 224V223H142ZM194 224H196V223H194ZM193 224V225H194ZM197 224L195 225L196 227H197ZM230 224H232L231 222H230ZM234 224V223H233ZM109 225V224H108ZM234 225H236V224H234ZM238 225V224H237ZM256 225V224H255ZM67 226V225H66ZM93 226V227H92ZM98 226H100V227H98ZM190 226V225H189ZM241 226V225H240ZM98 227V228H97ZM120 227V228H119ZM191 227H192V224H191ZM238 227H239V225H238ZM244 227V226H243ZM108 228V229H107ZM111 228V227H110ZM163 228V227H162ZM249 228V227H248ZM256 228V227H255ZM264 228V227H263ZM42 229V228H41ZM88 229H89V227H88ZM101 229H103V230H101ZM192 229L193 228H191L190 230L192 231ZM194 229H196L195 227H194ZM202 229V228H201ZM205 229V228H204ZM208 229V228H207ZM257 229V228H256ZM258 229H259V227H258ZM46 230V229H45ZM198 231H199V229H197ZM85 231V232H84ZM88 231V230H87ZM190 231V232H191ZM201 231V230H200ZM53 232V231H52ZM51 232V233H52ZM55 233H56V231H54ZM90 232V231H89ZM92 232V233H93ZM196 232V231H195ZM59 233V232H58ZM250 233V232H249ZM87 234V235H86ZM197 234H198V232H197ZM152 235V236H153ZM157 235V234H156ZM243 235V234H242ZM246 235V234H245ZM259 235V234H258ZM155 236V235H154ZM195 236V235H194ZM190 237V236H189ZM188 237V238H189ZM187 238V239H188ZM191 238V237H190ZM211 238V237H210ZM194 239V238H193ZM199 239V238H198ZM247 239V238H246ZM196 240V239H195ZM254 240V239H253ZM8 241V240H7ZM187 241V240H186ZM191 241H192V238H191ZM213 241V240H212ZM259 241V240H258ZM260 242V241H259ZM14 243V242H13ZM255 243V242H254ZM264 243V242H263ZM113 244L114 245H118V246H120V247H124L123 249L125 250V252H126V254L128 255L125 259H124V257H123V255H122V257H119L120 256V254H119V256H118V254H116L115 252H114V250L112 251V249H111V247L113 246ZM147 244H148V242H147ZM212 244V243H211ZM241 244V243H240ZM245 244V243H244ZM49 245H51V246H49ZM112 245V246H111ZM253 245V244H252ZM257 245V244H256ZM260 245V244H259ZM258 245V246H259ZM264 245V244H263ZM255 246V245H254ZM254 246H253V248H254ZM19 248L17 251H19V255H15V253H17V252H15V248ZM246 247V246H245ZM262 247V246H261ZM261 247H260V249H261ZM150 248V247H149ZM209 248V247H208ZM248 248V247H247ZM185 249V248H184ZM246 249V248H245ZM250 249V248H249ZM262 249H264V248H262ZM195 250V249H194ZM254 250V249H253ZM120 251H121V249H120ZM187 251V250H186ZM198 251H199V249H198ZM259 251V250H258ZM182 252V251H181ZM180 252V253H181ZM194 252V251H193ZM156 253H158V252H156ZM183 253H185V252H182L181 253V255L183 254ZM197 253V252H196ZM199 253V252H198ZM217 253V252H216ZM195 254V253H194ZM193 254V255H194ZM202 254V253H201ZM215 254V253H214ZM259 254H261L260 252H259ZM259 254L258 253H256V251H255V253L253 254L252 253V250H251V254L250 255H246L245 256V260L247 261V263H249V261H250V259L249 258H251V260H253L254 262H255V264L257 263V264H259V263H261V261H262V259H264V258H262V256H264V252L261 254L262 256H259ZM60 256L59 257H56L55 256V258H52L50 261H43V262H38L37 264H67V263H69V262H72V264H76V263H74V261L72 260V258L71 257H73V254L71 255V256H67V255H64V254H59ZM125 255V254H124ZM187 255V254H186ZM213 255V254H212ZM183 256V255H182ZM188 256V255H187ZM190 256V255H189ZM197 256H198V254H197ZM199 256H200V254H199ZM198 256V257H199ZM211 256V255H210ZM209 256V257H210ZM215 256V255H214ZM52 257V256H51ZM50 257V258H51ZM54 257V256H53ZM195 257V256H194ZM193 257V258H194ZM183 258V257H182ZM185 258V257H184ZM183 258V259H184ZM183 259H181V260H183ZM186 259V258H185ZM204 259V258H203ZM242 259V258H241ZM35 260V259H34ZM156 260V259H155ZM215 260V258L214 257H210V259H209V262L211 263V264H213V261ZM243 260V259H242ZM39 261V260H38ZM199 261V260H198ZM202 261V260H201ZM200 261V262H201ZM264 261V260H263ZM184 262V260L182 261V263ZM193 262V261H192ZM204 262V261H203ZM208 262V261H207ZM154 264V263H153ZM160 264H162V263H160ZM179 264V263H178ZM184 264V263H183ZM186 264V263H185Z\"/></svg>",
	"mask_w": 264,
	"mask_h": 264
}]
</instances>
